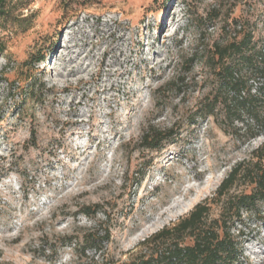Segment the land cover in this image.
Here are the masks:
<instances>
[{
  "label": "rangeland",
  "instance_id": "374dc122",
  "mask_svg": "<svg viewBox=\"0 0 264 264\" xmlns=\"http://www.w3.org/2000/svg\"><path fill=\"white\" fill-rule=\"evenodd\" d=\"M236 22L263 65L264 0L0 6V264H123L199 204L221 216L222 182L264 164V134L208 107ZM147 131L168 138L150 150ZM251 188L239 179L229 196ZM255 211L232 224L234 264H264V202ZM90 236L102 247H84Z\"/></svg>",
  "mask_w": 264,
  "mask_h": 264
},
{
  "label": "trees",
  "instance_id": "16d2710c",
  "mask_svg": "<svg viewBox=\"0 0 264 264\" xmlns=\"http://www.w3.org/2000/svg\"><path fill=\"white\" fill-rule=\"evenodd\" d=\"M7 1L0 0V6ZM236 27H240L238 35L242 38L218 48V60H212L217 93L208 107L213 112L217 105H223L228 119L233 123L246 122V133L254 139L264 134V64L258 65L262 56L253 44V32L238 22ZM252 124L254 128L250 127ZM167 138L168 134L147 131L142 141L147 149L156 150ZM239 179L252 187L250 193L229 196ZM217 196L219 200L228 196L218 219H211L208 204H199L173 227L144 240L136 258L123 264H234L238 246L231 234L232 224L242 219L244 213L257 216L255 209L264 202L263 158L256 155L246 168H234L218 188ZM90 210L86 208L85 215ZM105 240L109 241L108 231ZM83 246L98 249L102 240L90 236L84 239Z\"/></svg>",
  "mask_w": 264,
  "mask_h": 264
},
{
  "label": "bare ground",
  "instance_id": "6f19581e",
  "mask_svg": "<svg viewBox=\"0 0 264 264\" xmlns=\"http://www.w3.org/2000/svg\"><path fill=\"white\" fill-rule=\"evenodd\" d=\"M260 263H264V257L259 258Z\"/></svg>",
  "mask_w": 264,
  "mask_h": 264
}]
</instances>
